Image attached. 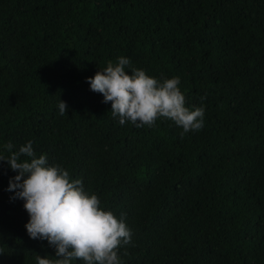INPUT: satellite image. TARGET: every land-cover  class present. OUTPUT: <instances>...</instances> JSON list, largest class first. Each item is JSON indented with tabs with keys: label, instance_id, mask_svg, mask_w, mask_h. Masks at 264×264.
Listing matches in <instances>:
<instances>
[{
	"label": "trees",
	"instance_id": "1",
	"mask_svg": "<svg viewBox=\"0 0 264 264\" xmlns=\"http://www.w3.org/2000/svg\"><path fill=\"white\" fill-rule=\"evenodd\" d=\"M119 56L179 77L203 128L120 125L87 82ZM28 141L123 219L122 264H264V0H0V153ZM15 175L0 162V264H36L55 252Z\"/></svg>",
	"mask_w": 264,
	"mask_h": 264
},
{
	"label": "clouds",
	"instance_id": "2",
	"mask_svg": "<svg viewBox=\"0 0 264 264\" xmlns=\"http://www.w3.org/2000/svg\"><path fill=\"white\" fill-rule=\"evenodd\" d=\"M87 82L91 91L103 96L102 103L111 102V114L119 118L120 125L130 121L137 128L152 127L158 118H167L183 129L181 138L204 126L205 108L185 106L179 77L162 81L150 77L125 56L115 62L109 60ZM67 107L60 99V115L67 113ZM13 147L9 142L3 146L8 155L0 153V162L17 173L9 179L6 191L14 193L11 200L24 201L29 237L46 240L55 252L54 256L37 254L36 264H73L76 260L84 264H122L119 249L132 237L123 219L102 209L96 194L86 192L82 181L71 179L60 165H50L46 154L37 157L32 141L18 151Z\"/></svg>",
	"mask_w": 264,
	"mask_h": 264
}]
</instances>
